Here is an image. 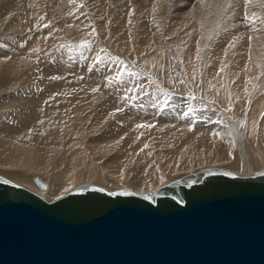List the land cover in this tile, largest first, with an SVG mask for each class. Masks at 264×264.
<instances>
[{"label": "bare ground", "instance_id": "1", "mask_svg": "<svg viewBox=\"0 0 264 264\" xmlns=\"http://www.w3.org/2000/svg\"><path fill=\"white\" fill-rule=\"evenodd\" d=\"M44 1L54 11L53 15L56 12L65 15L76 27L77 23L87 22L88 5L101 7L105 13L115 4L125 7L122 16L115 18L125 32L121 36H127L125 26L135 23L130 7L137 0H87V6L81 5L83 0ZM172 1L175 0H146L142 8H137L142 19L139 26L143 45L154 47L162 42L166 35L163 22ZM227 1L231 5L229 14L235 18L231 31L223 35L228 43L217 53L222 59H236L235 66L243 61L255 65L259 71L254 75L245 72L243 81L238 79L240 76H234L235 72L228 78L221 75L219 84L213 83L208 92L217 98L216 88H222L225 95L232 88L236 95V87L243 86L251 97L263 69L260 67L264 60V0L248 3L176 0L167 31L182 39L204 35L208 41L212 37V28L208 27L216 23L219 9ZM39 2L42 3L41 0H0V23L6 31V36L0 39L1 177L48 202H55L85 185L110 192L146 194L171 183H188L192 176L199 180L214 170L239 176L264 172V131L259 110L248 109L244 121L239 122L237 117L217 108L212 100L202 103L185 100L170 95L150 78L122 74L118 64L100 52L105 47L113 50L100 36L96 37L99 41L96 50L84 49L78 55L69 49L60 50L57 60L54 59L57 64L46 70L32 69L34 61L46 57L45 45L55 31V28L43 29V23L39 22V7H34ZM97 24L105 28L104 22ZM132 31L130 39L134 38ZM158 59L153 56L151 63ZM230 70L226 69L225 74ZM51 74L62 79L51 80ZM117 75L119 80L115 79ZM263 101L264 98L259 102L264 107ZM207 115L214 124L204 131L198 116ZM222 163L226 167L220 166ZM50 196L54 200L46 199Z\"/></svg>", "mask_w": 264, "mask_h": 264}, {"label": "water", "instance_id": "2", "mask_svg": "<svg viewBox=\"0 0 264 264\" xmlns=\"http://www.w3.org/2000/svg\"><path fill=\"white\" fill-rule=\"evenodd\" d=\"M189 179L48 202L0 176V264H264V172Z\"/></svg>", "mask_w": 264, "mask_h": 264}, {"label": "rangeland", "instance_id": "3", "mask_svg": "<svg viewBox=\"0 0 264 264\" xmlns=\"http://www.w3.org/2000/svg\"><path fill=\"white\" fill-rule=\"evenodd\" d=\"M41 1H42V3L39 2L38 5L34 6L35 8L39 7L38 8L40 11V12L38 11L39 22L43 23L42 24L43 29L55 28L54 30L56 32L53 31L54 33H52L49 36L50 38L48 39V41L45 45V47L48 48V51L45 55L46 57H43V59H40V60L38 59V61H34L31 65L32 69L38 68L40 70L41 69L46 70V68L50 67V65L52 66L53 64H57L55 61L57 60L56 57H57L58 52L60 50L62 52L63 50L69 49L70 51L73 52L74 55L75 54H77V55L81 54L85 50H87V51L88 50H96L97 49L96 44L99 42L96 39V37L98 38L100 36V38L102 40H105V42L110 47L113 48V50H110V49L108 50L107 47H105V49L103 48V50L100 52L105 53V55L110 56L111 59L118 64V66L120 68V73L126 74L127 76H132V75H129L128 73L134 72V73H136V75L132 76V77L141 78V79L142 78H150V80L153 81L156 85H159V87H163L166 91H169L168 93H170V95H173V96L175 95V96H178L180 98H184L185 100L189 99V100L196 101L199 103H202L204 100H207V101L212 100L211 102L217 108L222 109L225 112L227 111L226 113L233 116L234 118L237 117L235 119H237V121H239V122L244 121V115L246 113L245 111H249L250 109L255 107V110H259V113L261 114V116H260L261 117V129H262V131H264V110H263L264 107H263V104H260V102H259L264 98V70H263L264 69V60L262 61L263 64L260 67V68H263L261 71V74H260L261 79H259V82L256 85L257 89L254 90L253 95L251 97H249V95L247 93H245L246 89L243 86L236 87V91H237L236 95H235V92L232 91L233 90L232 88H230V90H228V91L226 90L228 92V95H227V92L225 95L222 88H220V89L216 88V92L218 93L217 98H214L208 92L210 88L214 87L213 83L219 84V81L222 79L221 75H224L228 78V76H230L231 74H234V72H235L234 76H236V78L238 76H240V78H238V79H242V81H243L244 77H245L243 74L245 72H248L249 74L254 75L257 73V71H259V69H257L255 67V65L253 66L250 63L243 64L242 63L243 61L241 63L239 61L240 65L238 64L239 66L238 65L235 66L237 64V63L235 64L236 59L234 60L233 57L232 58L230 57L229 59H226L224 57V59H222L220 57V54L217 53L218 49L223 47V44L226 45L228 43L227 42L228 39L225 38L223 35L227 34L226 32L229 33V31H227V30L231 31V29H229V28L231 27L230 25H232V22H234L233 19L235 18V17H232V16H234L233 14L232 15L229 14L230 13L229 10L231 11V9H228V7L231 8L229 1H227L228 3L226 2L227 5L220 7L221 8V9H219L220 12L218 11V14L216 16V21H215L216 23H213L214 24L213 26L208 27L209 29L212 28L211 29V32H212L211 36L212 37L208 41L205 40V38L203 37L204 35L202 37L199 34H196V36L190 35V36L182 39L181 37H178L177 35L168 33L167 29H169L170 24L168 25L167 23L169 22V19H172L171 16L175 12L174 9L176 7V5H175L176 0L172 1V4H171L172 6L170 5L171 9L169 8L170 11L169 10L167 11V13L165 15L166 20H164V22H163V29L165 30L166 35L162 39V42L159 44H156L154 47H148V46L143 45V43L141 42V38H140V26H139V24L141 23L142 19L140 17L141 15H138L139 14L138 12L140 11L139 9L143 7V5L145 3L144 1H146V0H137L133 4V6L130 7V10L132 11L131 17L133 18L132 21L135 23H133V26L130 24L127 27L126 26L124 27V30H126L127 36L126 35L121 36L124 32L122 30L123 29L122 25H120L117 22V21H119V19L115 21V18L119 14H120V16H122L121 12L123 9L125 11V7L119 8V7H117L118 5L115 4L111 7L112 9L110 8L109 11H107V13H105V12H102L100 10L101 7L98 6L99 8L96 9L92 6H89L87 0H83L81 5L82 6L88 5L86 7L87 8L86 14H87L88 20L86 19L87 22L85 24L84 23L83 24L77 23V27H76V23L75 24L69 23L68 20L65 19V15L60 16V15H58V12H56L57 13L56 15H53L54 11L52 9H50V7H49L50 5L46 4V2L44 0H41ZM231 4H232V2H231ZM138 7H139V9H137ZM98 9L100 11H98ZM170 13H172V14H170ZM97 18H98V20H97ZM105 18H107V19H105ZM100 20H102V21H100ZM243 21H244V19H243ZM96 22L97 23L98 22H104L105 23V25H104L105 30L103 29V26L99 25L100 23L97 24ZM136 22H137V24H136ZM128 23H130V22H128ZM129 26H132V27H130L131 30H130ZM41 27L42 26H40L38 28H41ZM118 28H119V30H118ZM127 29H129V30H127ZM131 31H132V34H134L131 36L132 38L134 37L133 39H130V37H129V34ZM137 33H138V35H137ZM4 36H6V31H4L3 26L0 23V39H2V37H4ZM120 38H122V40ZM202 38H204V39H202ZM95 40H97V42ZM119 41H122V42H119ZM141 43H142V45H141ZM49 44H51V45H49ZM158 46H159V48H157ZM57 47H58V49H57ZM80 48H81V50H80ZM79 51L81 53H79ZM39 52L42 53V49H40ZM108 52H110V53H108ZM151 56H152V58H153V56L159 57V59L157 60V62L151 63V59H152V58H150ZM101 57L102 56H100L99 58H101ZM54 59H56V60H54ZM51 62H52V64H51ZM233 63L235 65H233ZM46 64H48V65H46ZM241 64L243 67L242 69H244V70H242L240 68ZM217 65H219V66H217ZM244 66L246 68H244ZM217 67H219L220 70ZM223 67H225V68H223ZM226 69H229V70L231 69V70H233V72L230 70V72H229L230 74L229 73L225 74ZM239 69H241L242 71ZM236 71H238V72H236ZM223 72H224V74H223ZM51 75L53 76V77H51V80H53L54 78L58 79V77H59V75H57V74H51ZM224 76H223V78H224ZM59 79L60 80L62 79L61 76L59 77ZM229 81H230V79H229ZM235 82L237 83V81H235ZM218 86L220 87V85H218ZM223 96H225V97H223ZM247 96H248V98H247ZM250 100H253V101H250ZM135 101H136V99H135ZM231 104H233V105H231ZM140 105H142V104H140ZM231 106H233V107H231ZM257 107H258V109H257ZM259 107H261V108H259ZM242 115H243V117H242ZM201 118H200V116H198V120L200 122L202 121L200 123V125H203L201 127H204V131H207V130H209V128H212V125L214 124V122H212L213 120L211 121L210 115L204 116V118H203V116H201ZM206 121H208V122L210 121L209 122L210 124ZM206 123L208 124L209 127L207 126ZM263 138H264V136H263ZM263 141H264V139H263ZM210 164L211 163H208V165H210ZM220 166L226 167V165L224 163H222ZM227 168L230 169V166H228ZM38 188L40 189L41 187L38 186ZM41 189H43V188H41ZM48 198H46V199L49 201L54 200L52 196H50Z\"/></svg>", "mask_w": 264, "mask_h": 264}, {"label": "snow or ice", "instance_id": "4", "mask_svg": "<svg viewBox=\"0 0 264 264\" xmlns=\"http://www.w3.org/2000/svg\"><path fill=\"white\" fill-rule=\"evenodd\" d=\"M245 2L246 3H248V2H250V0H245ZM245 19H247V17H245ZM129 75H132V76H135L136 75V73H134V72H129L128 73ZM115 79H117V80H119L120 79V77H119V75H117L116 77H115ZM127 194V193H126ZM149 197H145V199H148Z\"/></svg>", "mask_w": 264, "mask_h": 264}]
</instances>
